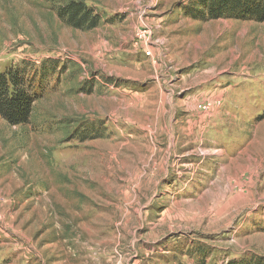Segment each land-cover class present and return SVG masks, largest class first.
<instances>
[{
	"label": "rangeland",
	"instance_id": "obj_1",
	"mask_svg": "<svg viewBox=\"0 0 264 264\" xmlns=\"http://www.w3.org/2000/svg\"><path fill=\"white\" fill-rule=\"evenodd\" d=\"M76 1L96 29L0 0V72L60 63L27 125L0 118V264L264 258V22Z\"/></svg>",
	"mask_w": 264,
	"mask_h": 264
},
{
	"label": "trees",
	"instance_id": "obj_2",
	"mask_svg": "<svg viewBox=\"0 0 264 264\" xmlns=\"http://www.w3.org/2000/svg\"><path fill=\"white\" fill-rule=\"evenodd\" d=\"M43 1L53 7L58 20L67 28L87 32L100 25V15L83 2ZM184 11L186 16L203 21L264 22V0H192ZM59 66L57 61L45 60L38 68L32 69L30 65L21 63L0 72V118L9 126L27 125L34 104L42 98L49 78ZM226 264H264V258L233 259Z\"/></svg>",
	"mask_w": 264,
	"mask_h": 264
},
{
	"label": "built area",
	"instance_id": "obj_3",
	"mask_svg": "<svg viewBox=\"0 0 264 264\" xmlns=\"http://www.w3.org/2000/svg\"><path fill=\"white\" fill-rule=\"evenodd\" d=\"M146 55L149 56L150 55L149 52H147Z\"/></svg>",
	"mask_w": 264,
	"mask_h": 264
}]
</instances>
